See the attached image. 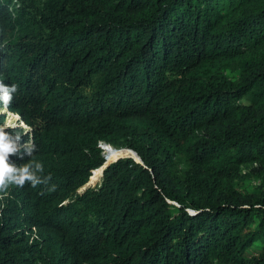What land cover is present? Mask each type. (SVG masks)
Wrapping results in <instances>:
<instances>
[{"label": "trees", "instance_id": "obj_1", "mask_svg": "<svg viewBox=\"0 0 264 264\" xmlns=\"http://www.w3.org/2000/svg\"><path fill=\"white\" fill-rule=\"evenodd\" d=\"M0 81V264H264V0H0Z\"/></svg>", "mask_w": 264, "mask_h": 264}, {"label": "clouds", "instance_id": "obj_2", "mask_svg": "<svg viewBox=\"0 0 264 264\" xmlns=\"http://www.w3.org/2000/svg\"><path fill=\"white\" fill-rule=\"evenodd\" d=\"M17 91L18 86L16 84H5L0 81V104L7 108L13 100V94ZM10 127L14 128L15 125ZM21 137L22 135L18 133L13 134L7 131L5 126H0V192H6L13 185L22 188L26 183H30L32 187L41 184L47 185L51 180L50 174L43 175V164L34 159L37 145L33 142L31 136L24 143L23 153H21ZM12 155H20L21 158H23V155H27L30 159L17 165L10 160Z\"/></svg>", "mask_w": 264, "mask_h": 264}, {"label": "rangeland", "instance_id": "obj_3", "mask_svg": "<svg viewBox=\"0 0 264 264\" xmlns=\"http://www.w3.org/2000/svg\"><path fill=\"white\" fill-rule=\"evenodd\" d=\"M237 71H238V67H237V65H236V63H232L231 65H230V67H229V69H227L226 70V72L228 73V74H230V75H234V74H236L237 73ZM5 107H2V108H0V110H2V109H4ZM6 117H7V112H6ZM114 147V146H113ZM111 148L109 145H106V144H103V154L105 155V156H116L119 152H120V150H122L123 151V153H121V154H125V150L126 149H122V148H125V147H115V148ZM106 148H108V149H111V151H108ZM113 159V158H112ZM112 159H110V160H112ZM97 173H99V170H98V172ZM98 174H95L94 176H96V177H91V179L89 180V184H94V183H96L98 180H99V175L97 176Z\"/></svg>", "mask_w": 264, "mask_h": 264}, {"label": "water", "instance_id": "obj_4", "mask_svg": "<svg viewBox=\"0 0 264 264\" xmlns=\"http://www.w3.org/2000/svg\"><path fill=\"white\" fill-rule=\"evenodd\" d=\"M2 112H8V110L6 109V108H4V109H2L1 110ZM17 114V113H16ZM17 118H19V115L17 114ZM13 124V123H12ZM20 124H22V125H25V123L21 120L20 121ZM4 125H8V123H3V126ZM101 145V147H102V144H100ZM133 152H134V155L133 154H129L130 156H132L135 160H137V161H139V162H141V158H140V156L137 154V152L135 151V150H133V149H131ZM122 155H126V154H121V153H119L118 155H116V157H114L113 159H115V158H117L118 156H122ZM110 160H106L105 159V161L99 166V167H97V168H94L93 170H92V173H94V171H98L99 170V173H97L99 176H101L102 175V173H103V169H104V167L108 164V162H109ZM97 175V176H98ZM91 177H92V174L90 175V177H89V180L91 179ZM89 180L85 183V185H88L89 183ZM85 185H83L82 186V188L85 186Z\"/></svg>", "mask_w": 264, "mask_h": 264}, {"label": "bare ground", "instance_id": "obj_5", "mask_svg": "<svg viewBox=\"0 0 264 264\" xmlns=\"http://www.w3.org/2000/svg\"><path fill=\"white\" fill-rule=\"evenodd\" d=\"M8 112H9V111H8ZM10 112H11V111H10ZM103 144H106V143H102V148H103ZM106 145H107V144H106ZM110 147H111V146H110ZM111 148H112V147H111ZM106 149H107L108 151H111V149H108V148H106ZM124 152H125V154H126V153H131V154H133V155H134V152H133L132 150H125ZM119 153H123V151H122V150H120V152H119ZM119 153H118V154H119ZM118 154H117V155H118ZM115 157H116V156H115ZM97 172H98V171H97ZM97 172H96V171H94V173H95V174H97Z\"/></svg>", "mask_w": 264, "mask_h": 264}]
</instances>
